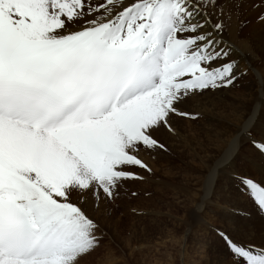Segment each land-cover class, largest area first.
<instances>
[{
    "label": "snow or ice",
    "instance_id": "snow-or-ice-1",
    "mask_svg": "<svg viewBox=\"0 0 264 264\" xmlns=\"http://www.w3.org/2000/svg\"><path fill=\"white\" fill-rule=\"evenodd\" d=\"M247 9L264 24V0H0V264H85L101 213L151 174L144 156L169 152L175 118L246 75L222 17ZM236 115L208 182L264 217L257 108ZM215 233L221 264H264V231Z\"/></svg>",
    "mask_w": 264,
    "mask_h": 264
},
{
    "label": "bare ground",
    "instance_id": "bare-ground-1",
    "mask_svg": "<svg viewBox=\"0 0 264 264\" xmlns=\"http://www.w3.org/2000/svg\"><path fill=\"white\" fill-rule=\"evenodd\" d=\"M228 10V5H226L225 11L227 12ZM225 29L226 39L246 57V59L241 62V69L245 71L246 76L250 78L247 79L248 84L243 87V90L241 89L242 96L238 99V101L241 103L239 106V113L242 117L248 107L254 105L257 108L255 132L257 129L259 130L257 139H260L262 136H264V118H262L264 109H261L260 107L261 103L264 102V71L260 72L256 67L260 64L264 67V24L260 23L256 19L255 11L247 9L242 11L238 18L237 16L233 15L230 19V26H228V24H225ZM230 38L234 39V41H232ZM240 45L242 46L240 47ZM256 57H258V60L256 59ZM233 89L235 88H232L231 90ZM255 91H257L258 93H256ZM227 93L228 91L223 92L211 101H199L186 109L188 111L198 112V119L210 120L212 123L211 129L216 134V136L211 138L210 135L207 134L208 132L211 133V130L205 127L204 128L207 131L205 129H202L203 127L198 120V122H196L194 120L181 119L179 117H176L174 123L177 128L178 136L175 138H170L166 141V144L170 149V154L161 152L159 153L160 157H157L158 154L155 155L157 158L156 160L160 158V160H163L166 163H171L173 161L171 159L172 157L176 156L179 158V155L181 156L184 154H187V156H189L188 159L192 161L189 162L187 160L186 165L188 169L183 168L184 170L183 172H181L179 170L180 167H177L176 165L179 172L172 173L179 177H177L179 179V182L177 181L175 183V189H177V197L174 198V202L171 201L175 204L172 203V205L170 202L168 203V205L165 204L167 207V212L165 214H161V216L167 215V218H170L172 220V232H175L178 227H181L183 225V223L186 228H189L191 233L192 231L195 232L196 229L197 231H199L201 227L200 221L204 218L203 212L210 213L209 218L213 221H210V223L213 224L215 222H218L221 228L228 226L229 221L234 220L240 226L247 227L257 233L264 231V217H261L251 204L246 203L243 200H238L231 197L226 191L223 190L222 185L217 184L213 186L208 182L209 160L212 158L208 151L209 146L213 143L214 147L212 150L216 153L223 151L227 145V141L225 139H222L221 135L223 133L230 132L238 125V119L236 115L237 111L229 112L226 109L225 101ZM204 137H206V141H209V146H206L207 144H205L208 142L205 141L204 143ZM249 146L250 144L248 143H245L244 145V152L246 154H251V151L246 149ZM144 157L148 158L149 156ZM197 161L199 162V165L194 164ZM151 162L150 164H152ZM160 166L161 165H159V167ZM197 167H199L200 169L196 171ZM194 172L197 173L196 176L201 178L200 182H198L200 185L199 188L198 183L191 180L190 176H188V174H192ZM164 184L167 185V183ZM162 191H164V189H162ZM120 192L122 193V191ZM181 195H183L184 198H182ZM113 207L114 206H112V204H109L107 206V213L104 215V212H102V225L105 226L107 224L108 216L114 215L115 210ZM170 208H174L175 213H172V210H170ZM179 211H182L184 213L181 218H179V216H175L176 213V215H178ZM230 211H235V213H231ZM157 214L160 213L157 212ZM163 218V216L159 217L156 222L161 225L163 224L164 226V228H161V230H159V235H161L162 238H167L170 235L168 234L169 230H167V223H165V220ZM167 218L166 220H168ZM178 220L183 221V223H177ZM210 223L209 225H207V231L212 228V225H210ZM206 230H203L205 231L203 238L207 239L209 237H207ZM210 243H212V241ZM175 244L177 246H180V241L175 242ZM194 244L196 246V242ZM209 248L210 244L209 247H207L206 243V250H201L202 252H199L200 256L197 253L193 252L192 254L197 255H190V259L185 258V263L187 264L188 260L200 258L201 261H196V264H221V261L223 259L221 255V249L220 252L217 253L210 252ZM188 255L189 254H187L186 256Z\"/></svg>",
    "mask_w": 264,
    "mask_h": 264
},
{
    "label": "rangeland",
    "instance_id": "rangeland-1",
    "mask_svg": "<svg viewBox=\"0 0 264 264\" xmlns=\"http://www.w3.org/2000/svg\"><path fill=\"white\" fill-rule=\"evenodd\" d=\"M222 18L224 19L225 24H228V26H230V19H228L227 16ZM230 39L234 41V39ZM241 46L242 45H240V47ZM256 59L258 60V57H256ZM256 68L260 72L264 71V67L261 64ZM243 79L244 80H240L238 87L228 91L227 93L225 105L226 109L229 112L239 110V106L241 103L238 101V99L242 96L241 89L243 90V87L248 84L247 79L250 78L245 75ZM255 92L258 93L257 91ZM262 118H264V112ZM197 120L202 125V129L209 128L211 130V133H207L208 135H210L211 138L216 136V134L211 129L212 123L210 120L197 118L194 121L198 122ZM254 135L256 136V138L258 137V129L254 133ZM204 138L205 143L206 137ZM206 142H208L205 143L207 144L206 146H209V141ZM246 149L250 150L251 153L254 151L251 145ZM168 153L170 154V149L167 154ZM159 155L160 154H158L157 157H160ZM188 157L189 156H187V154L181 156L179 155V158L176 156L172 157L171 159L174 161H172L173 164L172 162L166 163L163 160H160V158L156 160V156H154V158L144 157V159L149 163L150 167L152 168L151 174H145L146 180L144 182H130L126 184L124 188L118 190L119 195L113 201V203H111L112 206H114V215L108 216L107 224L105 226L102 225L104 230V237L101 242V246L89 257L86 258L85 264H186L185 258L190 259V255H199V252H202L201 250H206V243L207 247H209L210 244V252H220L222 244L217 239L215 229L221 228V226L218 222L211 224L210 221H213L210 220V213L207 212H203L204 218L200 221L201 227L199 231H197L196 229V231H192V233L190 232L189 228L185 227L183 221L179 220V222L177 221V223H183V225L181 227H178L175 232H172V220L170 218L169 220L167 218V215H162L164 217L163 219L165 220V223H167V230H169L168 234L170 236L167 238H162L161 235H159V230H161V228H164V226L163 224L161 225L156 222V220H158L159 217H162V213L165 214L167 212L166 205H168L169 202L172 204L175 200L174 198L177 197V189H175V183L177 181L179 182V177L172 173L179 172V170L183 172L184 169H188L186 165L187 160L189 162H192L190 159H188ZM150 162L152 164H150ZM158 164L161 166L159 167ZM194 164L199 165V162L197 161ZM176 165L177 167H180L179 170H177ZM173 167H175L176 169ZM199 169L200 168L197 167L196 171ZM196 175V172L188 174L191 180L198 183L200 182L201 178ZM164 183H167V185H169L170 187ZM199 186L200 185L198 183V188ZM161 188L164 189V191H162ZM169 188H171L172 190ZM160 190L162 193L160 192ZM120 191H122V193ZM133 192H135L136 195H132ZM181 197L184 198L183 195H181ZM170 210H172V213H175L174 208H170ZM157 212H159L160 214H157ZM230 212L235 213V211ZM105 214L106 213H104V215ZM176 214L175 216H179V218H181L184 213L182 211H179L178 215ZM166 218L168 220H166ZM209 223L210 225H212V228L207 231V225H209ZM203 230H206L207 237L209 238H203V235L205 234V231ZM178 241H180V246H177L175 244V242ZM211 241L212 243H210ZM195 242L196 246L194 244ZM193 252L197 254H192ZM187 254H189V257L186 256ZM196 261H201V259L196 258L188 260L187 264H196Z\"/></svg>",
    "mask_w": 264,
    "mask_h": 264
}]
</instances>
